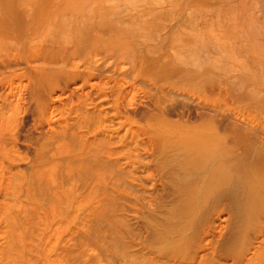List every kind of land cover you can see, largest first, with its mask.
I'll return each mask as SVG.
<instances>
[{"label": "bare ground", "instance_id": "6f19581e", "mask_svg": "<svg viewBox=\"0 0 264 264\" xmlns=\"http://www.w3.org/2000/svg\"><path fill=\"white\" fill-rule=\"evenodd\" d=\"M0 264H264V0H0Z\"/></svg>", "mask_w": 264, "mask_h": 264}]
</instances>
